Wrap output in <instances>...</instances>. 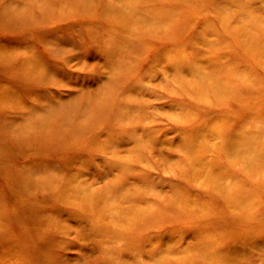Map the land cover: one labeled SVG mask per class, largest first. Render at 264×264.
Listing matches in <instances>:
<instances>
[{
  "label": "rangeland",
  "instance_id": "obj_1",
  "mask_svg": "<svg viewBox=\"0 0 264 264\" xmlns=\"http://www.w3.org/2000/svg\"><path fill=\"white\" fill-rule=\"evenodd\" d=\"M58 1L0 0V264H264V0H147L139 35ZM178 51L238 85L194 93ZM21 185L73 231L52 253Z\"/></svg>",
  "mask_w": 264,
  "mask_h": 264
},
{
  "label": "bare ground",
  "instance_id": "obj_2",
  "mask_svg": "<svg viewBox=\"0 0 264 264\" xmlns=\"http://www.w3.org/2000/svg\"><path fill=\"white\" fill-rule=\"evenodd\" d=\"M122 3L121 9H114L111 7L105 8L104 10L101 9V12L99 14V17L102 19H108L110 18L112 22L115 24V29L117 30H124V31H132L136 33L137 35L140 34V29H146L147 28V22H148V13L144 12L142 10L143 4L147 0H119ZM55 2H61L58 0H55ZM83 4V7L85 6V9H90L93 6V0H77L75 5ZM240 8H243L244 6L242 4L239 5ZM167 12V11H165ZM164 12V13H165ZM168 14L169 13H165ZM161 16V15H160ZM160 16L156 19L157 23H153L152 28H162L160 26L162 24V21L160 19ZM108 17V18H107ZM156 24H159V26H156ZM149 28V27H148ZM180 51L176 52L175 55H173V59L171 61V64L175 70L174 77L176 81L180 82L181 84H189L195 88L194 93L200 94L204 92L207 88L211 89V87H214L213 92L219 93L220 91H226L230 89L232 86L238 85V82L236 80L232 81L230 84H228L225 88H220L222 84L219 85L218 80L215 79V76L211 75L208 71L204 70L203 63L198 61L197 59L193 60L192 57L186 58ZM193 60V61H190ZM189 67V68H188ZM189 80L191 82H189ZM212 90V89H211ZM127 115H131V111L129 109H123ZM220 124H225L220 123ZM52 187L53 185H48ZM71 185H61L58 188L62 189L60 190V194L58 195V202H60V205L64 206H73L75 204V201L77 202L76 198L78 196H73L68 193ZM22 187L24 189L23 196H20L21 194L18 193V190ZM20 188L18 186H15L16 194L19 197V204H20V210H22L23 215L25 219H35L34 222L32 220H29L30 224H33L35 227L34 230L30 231V234L27 235V239L29 237H33L37 239V241L32 243V248H34L33 252H50L52 253V250L50 248L51 243H55L54 239L57 237V234H63L66 238L72 234V229L68 224L63 223L66 218L62 217H56L55 221L51 223V218L48 215H40L37 214L39 212H36L34 209H32V206H38L43 207L44 205H48L47 200L43 199L41 201L34 200L36 197V189L38 187L34 185H21ZM42 188V186H40ZM67 187V189H65ZM47 189V188H46ZM44 190V189H43ZM32 205V206H31ZM93 205H97L96 202H86L82 203V207L84 206V211L88 214H91L94 212ZM92 210V211H91ZM38 217V218H37ZM45 218L48 219V223L45 224ZM62 218V219H61ZM102 218V216H101ZM101 218H98L102 221ZM85 220H87L88 224V217H84ZM38 225V226H37ZM30 228V227H29ZM86 230H89L91 232H94V229H88V226H85ZM61 236V235H58ZM59 242V241H58ZM57 242V243H58ZM64 242V241H63ZM54 246V244H53ZM58 246L63 247V243L59 242ZM65 251H67L69 248H71V245L69 247H63ZM54 250L57 252L58 248L54 247ZM44 254L45 259L48 255L51 257L52 254ZM58 255V254H57ZM56 257V256H55ZM53 258V256H52ZM56 260H58V257H56ZM59 261H61L59 259ZM57 264H59L57 262Z\"/></svg>",
  "mask_w": 264,
  "mask_h": 264
}]
</instances>
